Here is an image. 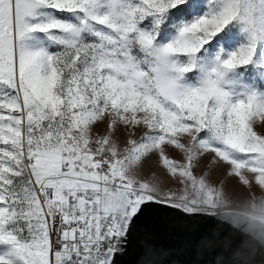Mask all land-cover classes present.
<instances>
[{
	"label": "snow or ice",
	"instance_id": "6c2138e0",
	"mask_svg": "<svg viewBox=\"0 0 264 264\" xmlns=\"http://www.w3.org/2000/svg\"><path fill=\"white\" fill-rule=\"evenodd\" d=\"M157 207L264 264V0H0V264H159Z\"/></svg>",
	"mask_w": 264,
	"mask_h": 264
},
{
	"label": "water",
	"instance_id": "95a60500",
	"mask_svg": "<svg viewBox=\"0 0 264 264\" xmlns=\"http://www.w3.org/2000/svg\"><path fill=\"white\" fill-rule=\"evenodd\" d=\"M153 211L157 214L155 220L154 237L158 254L155 257L159 264H214V261L220 257L218 251L216 255H211L210 252L202 253L199 246L193 250H182L176 255L167 256L168 249H176V237L178 235L196 233L201 239L215 238L221 246V251L226 246L230 234L225 226L206 217L194 218L191 222L185 223L170 215L169 209L154 208ZM223 233V235H221ZM122 264H144V246L142 238L134 241L129 247L126 255L121 258Z\"/></svg>",
	"mask_w": 264,
	"mask_h": 264
}]
</instances>
